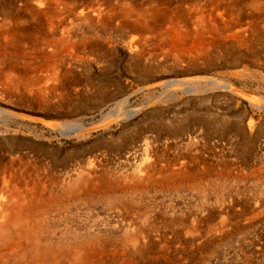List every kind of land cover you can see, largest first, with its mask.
Listing matches in <instances>:
<instances>
[{
  "label": "bare ground",
  "instance_id": "6f19581e",
  "mask_svg": "<svg viewBox=\"0 0 264 264\" xmlns=\"http://www.w3.org/2000/svg\"><path fill=\"white\" fill-rule=\"evenodd\" d=\"M186 1L174 0L173 4L176 5L168 3L173 6L170 8V5L167 6V0H149L147 3L134 2V0H29L22 5L25 20H22V17L24 19L22 13L19 16V12H12L14 9L11 7L13 10L10 13L1 14L2 23L0 22V100L11 107L14 106L15 110L23 104L29 109H37L45 113L55 109L50 106L52 102L70 101L71 93L64 91L67 86L65 76L70 72L66 73L64 70V73L61 67L64 62L61 63L60 59L50 57H55L57 51L69 47V55L71 53L75 56L97 55L95 58L99 57L98 61L110 64L115 57L114 53L108 50L110 48L107 49L108 44L106 45L105 39L103 41L99 39L111 37L120 43L118 45L116 42L131 55L133 60H136L131 72L136 82L145 85H141L142 87L137 91L152 89L156 85L148 86L146 82L158 77L159 69L163 71V64L160 65L158 62L156 67H150L141 65L140 61L142 57L151 58L154 55L150 54L151 51L147 53L148 51L144 50L146 46L143 49L144 43L148 39H153L151 36L154 32L157 39L159 38L158 41H163L168 36L171 38V40L168 38L171 41L168 53L174 58L167 56V59L170 57L172 59L165 61L167 53L163 55L164 64L169 66V70L188 67L192 68L193 72H197L202 66L211 68L213 62L219 61L214 55L220 50L223 56L230 57L228 61H223L224 65L221 66L223 69L241 67L235 75H256V72L250 69V63L245 62L244 52L255 49L259 44L264 47V0H205L204 7L213 6L221 13L207 14L200 7L196 18L192 13H186L187 10L185 12L181 10ZM68 18L71 20L65 24L64 21ZM189 21L195 27L194 34L191 32L190 34L187 30L186 32L179 30ZM21 22L24 25H21ZM30 23L31 25L28 26ZM61 23L64 25L58 30ZM128 33H131V36L132 33L138 36L124 41ZM147 35H151L150 38H147ZM39 36L48 38L45 46L43 43L44 48L39 46L40 43L37 44ZM191 39L193 41L190 43ZM27 40H33L30 49H33V53L28 55L33 56L34 59L31 61L30 58L29 61L21 63L26 68L23 66L19 72L18 66L20 67L21 64L14 56H26L25 52H23L25 54H19L22 53L21 51L15 53L19 50L16 51L17 47L23 49L27 47L24 46ZM45 48H49V51H45ZM40 55H49L50 59L45 64H41L42 62H38ZM218 55L216 56L219 57ZM38 63L41 66L37 67ZM37 68L46 71L47 74L37 75ZM201 81L208 84L206 90H201ZM173 87L183 95H198L216 89L238 94L224 83V80L222 82L212 79L194 80L184 83L181 87L173 85L169 88ZM106 92L104 86L99 87L94 99L101 101L109 98L110 92L108 94ZM165 92L168 90L165 89ZM244 97L249 99L245 95ZM125 100L119 101L116 108L104 116L101 124L94 128H106L110 123L117 121L120 117L121 104ZM167 101L172 103V101L176 102V99L168 98ZM248 101L255 108L261 105L253 98ZM180 105H173V108H179ZM15 110L11 108L0 111V121L5 116L16 118L21 115ZM70 112L72 113V110ZM129 117L131 113L123 114L122 120L127 121ZM77 124L61 122L47 126L50 131L59 134L63 139L82 141L87 138L89 130ZM195 124L203 126L201 121H196ZM211 125L208 123L204 128L207 130ZM185 132L186 130L181 129L173 134H186ZM156 142L157 140L152 143L144 141L139 147L142 151L141 157H145L141 174L142 170L135 169V171L132 168L128 173L110 171L105 151L100 150L102 148L100 146V148L87 146L82 150L55 157L54 150L43 144L24 140H0V264H166L172 258L170 255L174 244L186 238L190 240L189 243L193 242L192 232L201 226L212 230V236H215L213 230L215 225L210 224V218H201L200 215H204L205 212L202 207L206 202L207 193L223 188L222 183L210 182L205 188L201 182L195 185L194 190L202 196L198 197L200 207L196 208L197 214L194 213L195 216L190 221H186L189 218L180 217V219L165 220L164 216L168 214L167 212H162L163 218L154 215L153 196H149L152 188L156 185H160V188L169 180V183L180 184L186 180L201 179V176L206 174L205 171L212 170V164L205 165L207 162L203 164L202 161L195 162V159L190 162L191 165L180 162L170 166L173 161L171 160L166 168L157 166L152 159L160 161L164 158L166 147H161V144L158 149ZM73 154L78 156H72ZM260 161L264 164V155L261 156ZM157 173L162 177L160 179L157 177L156 180L154 174ZM180 192L177 189L176 194L180 195ZM259 212L264 213V206H261ZM179 227L182 229L175 231V228ZM258 248L251 253L248 252L249 256L245 261H239V264H264V254ZM174 253L176 255V252ZM174 259L172 258L171 261Z\"/></svg>",
  "mask_w": 264,
  "mask_h": 264
},
{
  "label": "rangeland",
  "instance_id": "374dc122",
  "mask_svg": "<svg viewBox=\"0 0 264 264\" xmlns=\"http://www.w3.org/2000/svg\"><path fill=\"white\" fill-rule=\"evenodd\" d=\"M28 1L29 0H0V22L2 23L1 14L10 13L13 9L14 11L12 12L18 11L19 16L23 14L22 16H24V19L22 16L21 17L22 20H25V12H22L24 11L22 5H24V2ZM137 1L147 3L149 0H134V2ZM204 2L205 0H187L186 3L182 5L181 10L183 12L187 10L188 12L186 11V13H192L194 18L198 17L197 10H200V7H202V11L207 14L214 13V15H218L221 13L218 12L220 10H216L213 6L208 7L205 5L204 7ZM168 3L173 6L176 5L173 4L174 0H167V6L170 5ZM171 5L169 6L170 8L173 7ZM11 7H13V9H11ZM194 8L195 10H193ZM69 20L71 19L68 18L66 20L67 22L64 21V23L68 24ZM187 24L185 25L186 27L184 26L179 30H182V32H186L185 30H187V32L194 34L195 27H193L190 21L189 23L187 22ZM21 25H24V23L21 22ZM29 25H31V23L28 24V26ZM63 25L64 24L61 23L57 29L60 30L59 28L63 27ZM68 28H70L69 25ZM128 34L130 36L126 35L124 41H129L138 36L134 33H132V36L131 33ZM155 34V32L152 34V36H155V39L154 36L152 37L150 35L151 39H153H146L147 42L143 45V49L146 46L144 50L146 52L148 51L147 53L151 51L150 54L154 55L151 58H149V56L142 57L140 63L141 65L156 67L157 64H159L158 62H160V65L163 64V71L159 69V75L158 73L156 74L158 77L151 82H146L148 86H152L153 84L156 85L154 88L141 92L137 91V89L145 85L136 82L131 72L133 68L132 65L136 63V60H133L131 55H129L123 47L118 46L120 43H118L117 40L115 41L113 37L110 38L111 40L106 38L99 39L101 41L105 39V43L107 42L106 45L108 44L107 49L110 48L108 50L114 53L115 57L111 60L112 63L110 62V64H104L101 60L98 61L99 57L95 58L97 55L88 56L77 54L75 56L73 53L69 55V47L61 50L62 52L60 50L57 51L56 53L58 54L55 57L40 55L38 58L41 60L38 59V62H42L41 64H45L50 58H57L62 61L61 63L64 62L61 66L63 69H61L63 71L66 70V73L70 72L68 73L69 75L65 76L67 86L64 91L71 93L69 94L71 100L68 102L61 100V103L60 101L52 102L53 104L51 103L50 106L55 109L47 111V113L37 109H29L23 104H21L23 106L19 105L20 108H18V110H15L14 106L11 107V105L6 104L5 101L0 100V111L13 108V110L21 114L18 116L19 118L5 116L2 121H0V140H24L36 144H43L54 150L53 155L55 157H59L64 153L79 151V149L82 150L87 148V146H100L102 147L100 150L103 152L105 151L104 153L106 154L110 171L117 170L121 173H128L137 169V171L142 170L141 174L143 173L142 168L144 166L143 161L145 157H141L142 151L139 147L144 144V141L152 143L157 140V144L155 145L158 146V149H160L159 145L161 146V144V147H166L165 157L162 158L163 161H161L162 159H160V161L159 159L156 161L152 159L153 163L157 166L165 167L171 160L173 161L170 166L180 162H183L184 165H191L192 163L190 162H193V159H195V162L202 161L203 164L207 162L205 165L212 164V170L210 172L205 171L207 175L204 174V176H201V179L196 178L194 181L186 180L184 183L180 182V184H178V182L169 183V180L167 183L161 185L160 188V185H156L152 188L151 192H149V196H153L152 205L154 215L163 218V216H161V214H163L162 212H167L168 214L164 216L165 220L189 218L186 219V221H190V219H193L195 214H197L196 208L200 207V198L198 197L202 196L201 193L194 190L195 185L200 182L203 184L204 188L208 186L210 182H218V184L222 183L224 185L223 188L220 187V189L211 192L207 191L208 196H206L207 198L205 197L206 202H204V206L202 207L203 212H205L204 215H200L201 218H210V224L212 226L215 225V229H213L214 233H216L215 236H212V230H208L207 227L201 226V228L192 232L194 235L193 242L189 243L190 240L186 238L180 239L181 241L179 240V242L174 244L170 258L172 257L175 259L171 261V258L166 264H222L223 262V264H239L245 261V258L258 247V249L262 251L261 253L264 254V213L259 212L261 206H264V164L260 161L261 156L264 155V47H261V44H259V46L256 45L257 49L255 47V49H249L244 52L245 62L250 63V69L256 72L254 76L235 75L236 72L240 71L241 67L235 69L224 67L223 69V67H221L224 65L223 61H228L230 57L228 55V57L223 56L220 50L216 51L214 55L220 62H213V67L211 66V68L202 66L197 72H193V70H191L192 68L188 67H183L180 70H169V66L164 64V62L174 58L171 53H168L170 52L169 43L171 42V38L168 36L170 40L166 37L168 40L158 41L159 38L157 39ZM150 36L147 38H150ZM39 37L41 39L38 38L37 41L39 42H37V44L39 45L40 43L39 46L42 47L44 43L45 46L48 38H44L43 36ZM127 37L129 38L127 39ZM192 37L194 36L192 35ZM43 38L45 40H43ZM28 40L25 42L24 46H27L25 49H23V47L16 48V51L19 50L15 54L19 53V51L22 52L19 54L27 53L26 56L24 55L25 57L23 55L14 56V58L20 62H18L19 64L26 60L29 61L30 58L31 61L34 59L33 56L28 55L33 53V49L30 50L33 40ZM108 40H110V42ZM192 41V39L189 40L190 43ZM189 45L187 47H189ZM155 48L160 51H157ZM47 50L49 51V48H45V51ZM165 53H167L166 56L164 55ZM163 55L166 59L167 56H171L172 58L170 57L164 61ZM68 57L71 60H69ZM90 59H92V61ZM39 63L37 67L41 66ZM21 65L20 67L18 66L19 72L23 66L26 68L25 65ZM165 65L166 67H164ZM67 69L69 71H67ZM36 71H38L37 75L39 76L47 74L46 71L40 68H37ZM204 79H212L217 82H222L224 80V83L228 84L233 91L238 94L216 89L198 95H183L181 92L175 90L176 87L172 89L169 88L173 85L181 87L186 82ZM159 85L163 87H158ZM200 85L201 90H206L208 87V84L203 81H201ZM102 86H104L107 94L110 92L108 94L110 97L101 100V102L98 99H94V97L95 92ZM165 89H167L168 92H165ZM166 93L168 95H166ZM244 95L249 99L253 98L254 100H258L261 105H257L258 107L256 108L253 107L249 103V99H245ZM168 98H174L176 102H168ZM123 99L126 100L121 104L119 119L107 125L106 128H94L95 126H99L103 117L111 113V111L116 108V105L122 102ZM160 100L162 101L160 102ZM163 101H165V103ZM58 105L59 109L57 110ZM173 105L180 106L179 108H173ZM71 110L72 113L70 112ZM126 113H131V117H129L127 121L122 120V115ZM196 121H201L203 126L196 125ZM61 122H74V124L78 123L77 125L82 126L86 130L88 128L89 132L87 138L82 141L63 139L59 134L50 131L47 126V124ZM208 123L212 125L206 130L204 127L206 124L208 125ZM181 129L186 130V134H173ZM151 134H153V136ZM190 141L192 143H189ZM164 144L168 146V149ZM216 152L219 153L216 154ZM223 154L225 155L223 156ZM72 156L78 155L73 154ZM201 164H199V167H201ZM215 165L216 167H214ZM132 166H134V168ZM130 168H132V170ZM158 169L159 168H157V170ZM157 177L160 179L162 176L158 173L154 174V179ZM177 189L181 191L180 195L176 194ZM256 209H258V211ZM253 210L254 212L252 213ZM181 229V227L175 228V231L178 232ZM195 236L197 237L195 238ZM174 252H176V255Z\"/></svg>",
  "mask_w": 264,
  "mask_h": 264
}]
</instances>
